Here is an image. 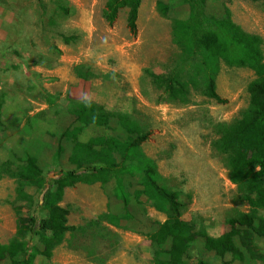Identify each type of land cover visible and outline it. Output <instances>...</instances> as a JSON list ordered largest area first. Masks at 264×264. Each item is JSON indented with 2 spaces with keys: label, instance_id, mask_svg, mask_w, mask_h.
Returning a JSON list of instances; mask_svg holds the SVG:
<instances>
[{
  "label": "rangeland",
  "instance_id": "374dc122",
  "mask_svg": "<svg viewBox=\"0 0 264 264\" xmlns=\"http://www.w3.org/2000/svg\"><path fill=\"white\" fill-rule=\"evenodd\" d=\"M158 2L167 6L166 16L160 13ZM105 3L18 0L13 7L6 6L13 22L0 41V244L13 238L18 213L37 218L47 215L37 206L35 188H25L31 202L17 200V181L8 171H19L27 156L35 157L48 179L59 170H73L67 161L72 144L59 139L68 127L75 126L73 111L81 100L102 106L113 117L126 115L148 132L141 151L155 163L160 183L178 193L185 205L182 219L196 232L221 235L229 229V219L250 211L230 181L226 156L215 148V142L222 126L238 120L248 107L247 87L254 73L221 63L215 82L220 102L205 96L200 80L190 85L187 102L169 101L153 83L152 74H167L183 65L171 25L173 19L188 16V4L182 0H142L136 33L132 34L126 23L127 9L120 10L110 25L102 16ZM225 7L244 31L261 38L264 56V0H212L204 10L220 16ZM102 135L123 137L115 118L108 128H83L80 139ZM59 145L63 149L57 155ZM125 185L132 199L128 218L148 214L129 229L152 232L161 214L151 209L152 202L144 196L135 198L137 177L126 179ZM114 186L111 180L104 185L76 184L69 189L64 207L74 230L68 231L58 246L59 257L71 251V264H84L97 247L99 251L100 247L117 250L110 240L111 230L103 224L113 219L93 221L96 206L104 207ZM108 211L120 213V208ZM256 215L264 218V210ZM26 240L29 248L41 247L36 236ZM254 241V254L243 249V259L238 261L229 254L218 258L203 251L198 239L186 262L201 257L197 260L205 264H264V242L258 237ZM96 255L93 260L98 259ZM160 257L165 259L166 255ZM0 264L10 263L5 260Z\"/></svg>",
  "mask_w": 264,
  "mask_h": 264
},
{
  "label": "trees",
  "instance_id": "16d2710c",
  "mask_svg": "<svg viewBox=\"0 0 264 264\" xmlns=\"http://www.w3.org/2000/svg\"><path fill=\"white\" fill-rule=\"evenodd\" d=\"M142 0H106L102 16L113 24L120 10L127 9L126 23L130 33L137 29L138 10ZM189 6L185 19H173L171 33L174 44L180 50L183 62L167 74H152L153 83L162 89L169 101L185 103L190 85L202 81L204 94L217 102L215 82L220 64L229 67L248 68L254 73L247 92L249 104L242 116L229 125H223L215 148L226 156L229 179L235 184L250 207L248 213L239 214L228 220L229 229L218 237L204 231L196 232L189 221L182 219L185 205L178 193L160 183L155 163L141 151V144L148 139V132L129 117H116L95 103L81 100L75 104L74 124L61 135L60 141L72 144L67 159L73 170H59L48 179L42 175L35 157L27 156L24 165L17 172L8 174L17 181L16 195L19 202L32 201L25 191L33 187L39 194L37 206L46 211L44 218L17 216L16 231L6 244H0V262L10 264H35L37 256L49 259L52 251L62 244L65 234L74 230L67 225L68 211L59 204L64 190L78 183L104 185L111 180L115 186L113 195L122 204L123 217L102 215L98 218H112L113 222L128 218L131 195L126 190L125 180L138 178L135 198L144 196L153 208L166 214V220L150 235L155 264H189L187 254L196 240H201L206 251L218 258L229 254L231 259L242 261L244 251L254 254V239L264 242V218L257 217L258 210H264V56L262 40L255 34L244 31L231 18L225 7L220 16L206 14L204 8L212 0H182ZM163 16L167 6L158 2ZM188 67V68H186ZM116 119L120 136H96L82 141L85 127L108 128ZM59 145L56 154L62 151ZM27 236H36L41 247L29 248ZM238 242V245H237ZM167 246L166 249L163 247ZM161 254L166 255L162 259ZM197 264H205L198 261Z\"/></svg>",
  "mask_w": 264,
  "mask_h": 264
},
{
  "label": "crops",
  "instance_id": "0c3cea01",
  "mask_svg": "<svg viewBox=\"0 0 264 264\" xmlns=\"http://www.w3.org/2000/svg\"><path fill=\"white\" fill-rule=\"evenodd\" d=\"M17 2L18 0H0V41L4 40L7 34L6 28L10 27L13 22V15L11 12H7L6 6L9 5L10 7H13V5L16 4ZM78 184H82V183H78ZM97 184L101 185L100 183H95L91 185H97ZM82 185H87V184H82ZM70 188L71 187H68L64 190L62 201L59 204L63 208H65L64 199L67 196V193ZM112 207L120 208V213L108 211ZM151 209L155 213L161 214L162 219L159 222V224H162L166 220V215L164 214L165 215L164 216L161 212L157 211L155 208H151ZM128 211L130 212V207H128ZM146 214L147 213H141L137 218L136 217L133 218V216L129 218H124L121 219L118 223L103 221V224L109 228L108 230H111L108 231L110 232L109 236L111 242H113L114 246L118 248L117 250L111 252L108 251V247L107 248L100 247L101 248L100 251L98 249L99 247H97L96 249L93 250L94 253L92 252V255L90 256H89V251L87 250L86 256L89 257L84 264H155L154 250L156 249V247L151 243L150 235L158 229L159 224L156 225V228L152 232L150 233L146 232L145 234L140 233L139 230L135 231L133 229H129L131 225L136 224V222L138 223L139 220L143 221V219H147L148 214L147 215ZM102 215H113L119 218L124 215L122 210V204L118 199L114 197V195L111 196V199L109 197L106 199L103 208L99 207L98 205L96 206V211L94 212V216L96 217L93 218V221L98 220V218ZM67 225L71 226L68 224V220H67ZM125 226H127V228H125ZM218 236H212V237H218ZM108 245L109 244H107V246ZM59 246H62V244H60ZM57 248L58 247H56L52 251V255L49 259L40 256L38 262L35 261V264H71L72 252L70 251L64 257H59L57 254V250H58ZM202 250L209 253V251H206L203 248V244H202ZM95 252L98 254L96 255L98 256V259L93 260L95 256ZM199 258L197 257L196 259H194V261L188 263L197 264V262L199 261L197 259ZM49 261L50 263H47Z\"/></svg>",
  "mask_w": 264,
  "mask_h": 264
}]
</instances>
